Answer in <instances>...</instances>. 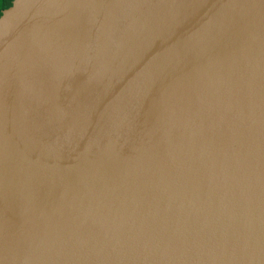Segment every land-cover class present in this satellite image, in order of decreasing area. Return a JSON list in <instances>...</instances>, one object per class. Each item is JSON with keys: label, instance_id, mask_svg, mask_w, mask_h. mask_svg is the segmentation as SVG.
<instances>
[{"label": "water", "instance_id": "1", "mask_svg": "<svg viewBox=\"0 0 264 264\" xmlns=\"http://www.w3.org/2000/svg\"><path fill=\"white\" fill-rule=\"evenodd\" d=\"M0 264H264V0H13Z\"/></svg>", "mask_w": 264, "mask_h": 264}, {"label": "trees", "instance_id": "2", "mask_svg": "<svg viewBox=\"0 0 264 264\" xmlns=\"http://www.w3.org/2000/svg\"><path fill=\"white\" fill-rule=\"evenodd\" d=\"M13 0H0V17L2 16V12L7 10L12 6Z\"/></svg>", "mask_w": 264, "mask_h": 264}]
</instances>
